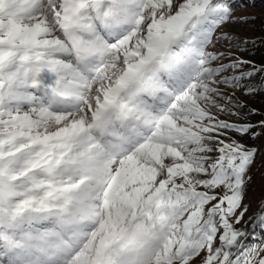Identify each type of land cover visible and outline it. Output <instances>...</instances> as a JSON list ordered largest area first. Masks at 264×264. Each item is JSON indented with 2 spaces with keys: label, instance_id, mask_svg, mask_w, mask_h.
Instances as JSON below:
<instances>
[{
  "label": "snow or ice",
  "instance_id": "snow-or-ice-1",
  "mask_svg": "<svg viewBox=\"0 0 264 264\" xmlns=\"http://www.w3.org/2000/svg\"><path fill=\"white\" fill-rule=\"evenodd\" d=\"M234 10L0 0V264H264Z\"/></svg>",
  "mask_w": 264,
  "mask_h": 264
},
{
  "label": "rangeland",
  "instance_id": "rangeland-1",
  "mask_svg": "<svg viewBox=\"0 0 264 264\" xmlns=\"http://www.w3.org/2000/svg\"><path fill=\"white\" fill-rule=\"evenodd\" d=\"M259 11V12H257ZM255 13H264V7L261 10H253L246 9L235 11L232 13V20L225 25H222L218 30L217 35L220 33H227L229 37L232 39V44H236L240 41H244L245 38L252 37V31L249 29L248 22H244V19ZM216 47L221 51H226L231 53V59L239 58L245 61H251L252 63H256V59L258 60L259 56L252 54V51H244V46L236 48L230 46L228 43L220 42L216 45ZM230 60H225V63H229ZM244 70L253 69L252 65L247 67L244 66ZM257 90L264 85V78H260L255 80L254 84H252ZM228 94L235 93L234 99L238 101L240 104L244 105V109L241 110L242 117L237 119L236 117H226L232 119L237 123H243L250 121L252 123L258 124L259 121L264 120V116L260 117L258 114L256 115H245V113L250 112L253 109H256L259 103L257 101L260 100L261 96L257 91L252 94H246L244 88L240 89H226ZM243 143L250 147H256L259 149L257 154V158L250 168V176L251 180L249 181V191L246 199V203L249 205V212L246 216H253L259 210L261 206V202L264 201V136L258 137L256 140H251L250 138H243Z\"/></svg>",
  "mask_w": 264,
  "mask_h": 264
},
{
  "label": "trees",
  "instance_id": "trees-1",
  "mask_svg": "<svg viewBox=\"0 0 264 264\" xmlns=\"http://www.w3.org/2000/svg\"><path fill=\"white\" fill-rule=\"evenodd\" d=\"M230 3H232L235 8L234 12L249 8L253 10H261L264 7V0H230ZM244 22H248L249 29H251L253 34L252 37L245 38L244 41H249L250 43L243 45L244 51H252V54L259 56L258 60L256 59V63L247 64L245 67L252 65L256 69H259L264 67V13H255L244 19L243 23ZM260 78H264V72H256L255 78L251 81V84H254L255 80ZM257 93L260 94L261 98L257 101L259 103H256L258 106H256L255 110L258 116L262 117L264 116V85L257 90Z\"/></svg>",
  "mask_w": 264,
  "mask_h": 264
}]
</instances>
